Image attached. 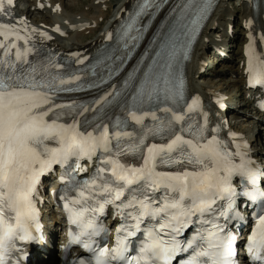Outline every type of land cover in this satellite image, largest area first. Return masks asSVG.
Here are the masks:
<instances>
[{"label":"snow or ice","instance_id":"snow-or-ice-1","mask_svg":"<svg viewBox=\"0 0 264 264\" xmlns=\"http://www.w3.org/2000/svg\"><path fill=\"white\" fill-rule=\"evenodd\" d=\"M5 2L8 6L14 4V0H0V15L8 14ZM210 2L181 0L173 10L176 13L173 23L166 37L162 38L165 47L175 40L178 31L194 32L199 20L205 17ZM165 3L167 0H142L124 35L133 41L138 40V35H129L137 18L149 14V9L158 11ZM4 30H11L15 40H23L27 44V39L19 34L15 24L0 23V37L7 39ZM0 49H6L5 57L15 49L14 61L0 59V264H8V255L15 249L16 241L40 238L36 234L40 226L34 197L38 194L41 176L55 164L66 165L72 158L91 157L98 149L110 156L104 161L110 168L99 170L100 173L110 171V177L97 175L84 182L78 189L79 198L66 197L64 204L69 222L79 228L78 234L69 233L70 243L81 244L92 253L94 264H172L178 254L189 249H192V254L183 264H238L235 237L218 220L221 217L231 219L229 213L234 208L237 195L232 183L234 176L241 177L252 186L251 190L243 192L244 196L251 200L264 197V191L258 187L264 180V168L251 158L246 142L237 145L242 151L230 152L228 145L216 136L209 139L204 135L206 126L189 123L184 115L170 107L156 109L171 114L164 119L158 118L156 111L138 115L133 110L137 102L141 105L153 101L175 104L184 98V81L167 71L172 68L171 63L161 65L166 70L163 74L153 73L152 69L143 73L145 81L132 97V108L128 109V117L137 124H143L146 115L159 120V126L149 129V133H167L169 142L146 146L145 138L140 137L130 148H122L119 141L124 137L131 139L130 132L110 131L104 125L99 134H94L81 131L78 121L72 124L58 122L59 115L55 110L72 105L57 104L52 95L79 90L66 87L79 80V76L64 78L50 73L49 68L58 69L62 65L51 60L47 65L32 62L28 55L33 50H21L15 42L0 43ZM249 73L254 85L264 86V60H250ZM104 99L108 102L107 97ZM197 105V100L188 105L189 112L195 111ZM81 108L82 111L89 110ZM182 121L184 126L177 128L176 125ZM120 123L117 119V125ZM183 133L190 138H185ZM113 139L118 142L115 154L112 152ZM51 142L57 146L51 147ZM145 147L146 153L141 155L142 163L139 165L121 162L120 157L129 152L143 153ZM171 153H179L181 159H173ZM236 157H239V163L234 162ZM159 163L188 164L192 168L158 172ZM162 188L164 195L157 198L155 193ZM218 201L226 203L218 206ZM109 204L117 207L125 222L116 228L114 247H94V237L106 231L98 224L95 214H102ZM193 217H197L201 227L195 237L181 241L178 237L193 223ZM146 219L155 223L142 228ZM138 233L142 234V239ZM85 237L87 239H82ZM133 237L137 238L136 244L131 239ZM246 252L254 264H264V209L258 214L248 237ZM78 264H93V261L79 260Z\"/></svg>","mask_w":264,"mask_h":264},{"label":"bare ground","instance_id":"bare-ground-1","mask_svg":"<svg viewBox=\"0 0 264 264\" xmlns=\"http://www.w3.org/2000/svg\"><path fill=\"white\" fill-rule=\"evenodd\" d=\"M29 1L30 6L26 9V11H21L19 15H16V24L20 28L22 27L25 29L26 32L30 33L33 38L49 43L58 51H61V55L64 54L62 58H56L54 60L50 59L53 63L62 65V67L58 69L49 68L50 73L60 75L64 78L71 76L80 77L79 80L74 81L70 85H66V87L77 88L79 90L70 92L61 91L52 95V99L55 103L72 105V107L55 110L59 115L58 122L72 124L78 121L81 131L91 132H96L104 125L127 126L130 123L128 109L132 108L133 95L131 93H117L112 90L113 86H109L112 80L120 76V74H122L125 70L124 68L128 66L125 64H128V61L129 63L134 61V59H131L130 61L128 58L124 57L121 64L119 63V65L110 67L111 61L109 57L98 58L93 55L89 56V54L92 53L93 50L97 49L98 46H104L101 41L108 36L117 20L125 13L127 8L131 10L130 21L132 23L134 13L138 10V5L142 2V0H119L115 3L113 5V15L106 22L105 28L103 30L101 29L102 31L98 34L93 33L95 31L94 24L97 23V25H99V23L105 19L109 12L105 9V7L110 6L112 0H92L88 3V7L86 6L85 9L75 13L70 11L73 8L72 4L75 0ZM64 1L66 2L64 3ZM223 1L224 0H219L217 8L215 9L213 15L209 18L205 28L198 38L195 54V56L198 57V61L194 56L188 63L187 70L191 85L189 93L192 94L196 91L197 93L195 94V97L199 98L203 105L211 107L213 111H216V101L222 98L220 93H226L229 96V101L231 100L230 93L236 92V95L240 96V98H235L236 101H240V104H236L235 108L230 111L227 116L229 120L226 125L231 128H234L235 125L244 127L241 130H235L239 131L241 134H249V131L253 128L252 122L256 121L257 117H262V115H256L254 102L252 103V101L247 100L248 96L242 94L241 91L243 90V86L246 85L249 77L247 59L250 55V48L256 45V48L261 47L264 51V0H258V15L255 20L256 28L258 30L257 34L261 35L260 40H255L253 36L248 33L250 25H253V22L251 21V6L253 3H250L249 0H241L240 5H243L244 9L240 12L242 31L240 32L241 37L238 42L233 40V38L237 37L234 32L229 30L228 33V22H230L231 18L232 23L234 22L236 12L231 10L227 4H222ZM32 7L36 10L38 8H43V12L46 14L47 18L38 19L33 23L28 22L26 19L28 18L27 12H31ZM88 8H93V14L89 15L88 12H86V10H89ZM22 15L24 17H22ZM88 18H91L92 20H88ZM163 18L164 16L162 13H155L152 16L142 15L137 18L135 27L130 33L132 34L135 29H139L144 30L149 37L160 35L164 32L165 28L163 25ZM80 19L87 20L80 21ZM110 19L113 20L111 21ZM18 21H23V23H17ZM32 29H35L36 31L33 32ZM40 33H46V35H40ZM74 35H79L81 38L75 37V40L72 41L71 39H73ZM91 35L93 36L90 37ZM189 35L191 37V33H185V36L188 38ZM48 37L51 38L49 39ZM174 41H177V39ZM232 43H235V48L237 50L235 56H232L230 53L227 54V52H223L222 54H225L226 56L222 63L216 68L209 69L217 61V57L214 56L216 51H209L206 46H212L215 48L218 45L220 49H224L231 46ZM182 47V43H175L174 51L177 52L181 50ZM228 51L230 52L231 50ZM61 55L59 56L61 57ZM204 55H206V59H208L203 64V61L205 60L203 58ZM32 56L33 62H42L47 65L49 61L47 57L52 56L51 58H55V51L41 52L40 50L34 49L32 51ZM80 61H83V63ZM205 66L208 70H202ZM23 67H28V65H24ZM228 72L230 79L225 80L224 76ZM105 97H107L108 102H105ZM228 101L226 102L227 104ZM241 104L245 108L251 106L252 109L251 111H247L249 116L248 121L250 122L247 126L243 123H235L236 121H245L243 119L247 113L244 114V111L241 109ZM145 105H147L146 102L142 105L137 102V106L133 110L138 111ZM81 106L88 108L89 110L82 111ZM164 107L166 106H162L161 108ZM170 108H172L175 112L177 111V108L173 106H170ZM71 115L76 116L74 122H71ZM52 118L55 119L56 117L53 116ZM117 119L121 121L119 125H117ZM256 138L257 137L255 136L254 139ZM250 139L251 138L247 139V141ZM155 144L160 145V141H156ZM258 160L260 162V166L264 168V159L259 156ZM35 198H39V196L36 195ZM43 198L47 200V197ZM39 200H42V198H39ZM47 201L49 202V200ZM37 206L38 204H36V207ZM39 245L41 247L40 252L36 251V253H33V251H27L25 254L20 255L18 259H20V261L24 264H29L27 262L31 261L39 264H59L58 254L49 253V251H51V244L49 242L45 241L43 244ZM34 254L35 256L33 257Z\"/></svg>","mask_w":264,"mask_h":264},{"label":"rangeland","instance_id":"rangeland-1","mask_svg":"<svg viewBox=\"0 0 264 264\" xmlns=\"http://www.w3.org/2000/svg\"><path fill=\"white\" fill-rule=\"evenodd\" d=\"M69 1V0H67ZM92 0H75V2L72 4L73 5V8L70 10L72 13H75V12H80L82 9H85L86 6L88 7V3H90ZM119 0H112V3L110 6H106L105 9H107L109 12L107 14V16L105 17V19H103L101 21V23H99V25H97V23L94 24L95 26V31L93 33H96L98 34L100 31H102L101 29H103L104 25L106 24V22L109 20V18H111V16L113 15V9H114V4L117 3ZM66 1H64L65 3ZM236 3H238V0H224L222 2V4H227V6L230 7L231 10H234L236 12L235 14V19H234V22H233V25H231V30L232 32H234L237 37L235 38V41H239L240 40V32H241V22H240V12L243 11L244 9V6L243 5H239L237 6ZM68 4V2H67ZM76 4V5H75ZM109 4H110V1H109ZM30 6V1L29 0H17L15 2V12L17 13V15L20 14L21 11H26V9ZM44 6V5H43ZM113 6V7H112ZM89 10H86V12H88L89 15L93 14L94 10L93 8H88ZM27 15H28V18L27 21H29L30 23H33V22H36V20L38 19H45L47 18L46 17V14L43 12V8H38L37 10L36 9H33L32 7V11L31 12H27ZM217 17V16H216ZM82 35V34H81ZM93 35H91L90 37H92ZM75 37H80L79 35H74L73 36V39H71L72 41L75 40ZM81 38V37H80ZM70 42V41H68ZM211 48V47H209ZM208 48V49H209ZM235 46L234 47H231V51L229 52L228 50L226 51L227 54H232V56H235V53L237 52ZM207 49V50H208ZM233 49V51H232ZM209 56V55H208ZM215 56V55H214ZM206 59V55L205 57H203ZM208 59V58H207ZM206 59V60H207ZM205 60V62H206ZM221 62L218 64L220 65ZM217 65V66H218ZM225 80L227 79H230V76H229V72L224 76ZM235 97H237L236 93H235ZM234 97V98H235ZM240 104V103H239ZM242 111H244V114L247 113L248 110H252L251 109V106H248V108H245L244 106L241 107ZM244 123L246 125H248L250 122L248 121L249 120V116H248V113L246 114V116H244ZM263 157H264V151H263Z\"/></svg>","mask_w":264,"mask_h":264}]
</instances>
